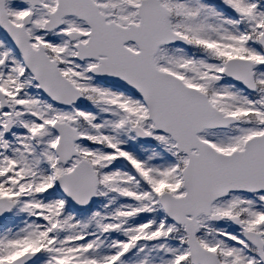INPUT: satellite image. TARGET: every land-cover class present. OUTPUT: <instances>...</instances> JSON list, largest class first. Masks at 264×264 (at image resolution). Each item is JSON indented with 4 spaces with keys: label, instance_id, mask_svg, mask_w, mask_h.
I'll return each instance as SVG.
<instances>
[{
    "label": "snow or ice",
    "instance_id": "snow-or-ice-1",
    "mask_svg": "<svg viewBox=\"0 0 264 264\" xmlns=\"http://www.w3.org/2000/svg\"><path fill=\"white\" fill-rule=\"evenodd\" d=\"M0 264H264V0H0Z\"/></svg>",
    "mask_w": 264,
    "mask_h": 264
}]
</instances>
